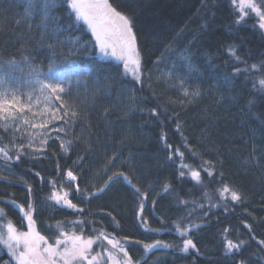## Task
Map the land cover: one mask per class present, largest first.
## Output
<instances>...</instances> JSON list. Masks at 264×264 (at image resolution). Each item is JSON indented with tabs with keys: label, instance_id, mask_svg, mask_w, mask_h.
<instances>
[{
	"label": "trees",
	"instance_id": "trees-1",
	"mask_svg": "<svg viewBox=\"0 0 264 264\" xmlns=\"http://www.w3.org/2000/svg\"><path fill=\"white\" fill-rule=\"evenodd\" d=\"M255 2L264 10V0ZM109 3L131 21L140 54L139 82L130 72L125 74L121 62L99 55L90 30L75 20L67 0H50L47 9L45 0H0L4 71L6 62L15 58L23 72L16 69L13 75L23 82L29 78L24 57L44 71L55 59L57 64L75 62L78 69H68V74L76 71L82 77L78 84L73 79L68 96L78 118L70 125L57 121L65 131L51 133L60 139H50L43 152L25 148L30 154L19 161L0 160V208L6 220L18 231L27 230V221L10 201L27 208L26 189L31 185L35 228L51 239L58 221L68 223L77 214L47 199V181L59 185L71 169L81 194L86 189L96 195L69 198L84 208L83 218L97 229L127 238L134 264H264V247L258 243L264 241V92L253 87L264 77V31L258 18L250 13L236 24L239 13L231 0ZM236 68L242 71L236 74ZM197 91L199 95H191ZM0 135L5 144L11 140V134L0 130ZM15 135L17 144L28 139L23 130ZM61 140L71 141L66 154L59 147ZM9 150L14 157L11 144ZM177 150L183 153V163L200 171L201 183L188 169L180 176ZM205 161L211 162L212 176L201 168L209 167ZM225 184L241 201L220 199L217 190ZM100 188L105 190L98 192ZM136 188L147 193L142 214ZM177 225L191 228L189 236L198 251L180 250L183 237ZM85 232L90 234L91 227ZM225 235L235 243L245 242L239 253L225 255ZM155 240L172 247L145 253L143 245ZM0 264H15L3 246Z\"/></svg>",
	"mask_w": 264,
	"mask_h": 264
},
{
	"label": "snow or ice",
	"instance_id": "snow-or-ice-1",
	"mask_svg": "<svg viewBox=\"0 0 264 264\" xmlns=\"http://www.w3.org/2000/svg\"><path fill=\"white\" fill-rule=\"evenodd\" d=\"M231 3L239 13L235 21L236 24H240L250 13H254L258 18L259 28L264 29V10L255 0H231ZM67 5L75 14V20L82 21L90 30L99 51L105 56H111L121 61L125 74L130 72L139 82L140 54L129 17L117 11L109 3V0H67ZM50 6V0H45L44 7L47 9ZM229 53L239 60L233 49H229ZM28 60V57H24L29 78L23 82L19 77L13 75V71L19 69V62L15 58L6 62L8 71H4L3 66H0V130L3 133L11 134L8 144L3 143L4 137L0 135V160H4L6 163L13 159L19 161L22 156L30 154L24 152L25 148H30L33 152H43L50 139H60L58 136L52 137V132L65 131L63 125L58 124L57 121H63L64 124L70 125L79 116L75 106L68 102L73 79L75 78L77 84L82 79L76 71H73L71 75L68 74V69H78V65L68 61L57 64L55 59H51L48 62L47 71H44L40 66L28 63ZM251 68L258 70V66L255 64L251 65ZM19 70L23 72V69ZM241 71L240 68L235 69L236 74ZM243 71H248V69ZM253 87L264 92V77L254 82ZM183 94L190 95L187 89H183ZM191 95L197 96L199 92H193ZM156 114L153 109L152 115ZM22 130L28 139L25 143L17 144L15 133H21ZM20 138L22 139L23 136ZM37 139H39V147L36 145ZM9 144L15 150L14 157L10 154ZM69 144L71 141L61 140L59 147L65 154L69 151L67 146ZM166 147L171 146L166 145ZM177 154L181 158L180 176H185L184 170L188 169L191 178L197 183H201L200 171L183 163V153L179 150H177ZM204 164L209 167H204L202 164V170L207 172L208 176H212L211 162L205 161ZM57 171L59 174V166H57ZM35 175L40 176V173L37 172ZM118 175L125 182L131 184L123 172ZM77 179V175L68 169L59 185L55 180L47 181L51 185V194L47 199L77 214V218L68 223L58 221L55 225L56 231L51 239L40 234L35 228L36 221L33 215L35 207L31 201V185H28L26 189L29 196L27 208L17 205L14 200L10 201L13 206L18 208L19 213H22L23 220L27 221V231H18L11 220H6L4 209L0 208V246L7 249L8 255L11 260L15 261V264H134L124 242L127 238H118L103 228L97 229L92 221L83 218L84 208L79 207L69 198L73 196L77 199L88 200L96 195V193H88L86 189L82 195L81 189L76 183ZM112 179L113 177H109V181ZM41 182H44L43 177H41ZM65 184L68 185L69 190H65ZM73 187L74 192L71 191ZM105 187H107V183ZM168 187L166 184L164 190L167 191ZM104 190L105 188H100L98 192ZM135 191L140 194L138 188ZM217 191L223 201L239 202L242 199L237 191L226 184ZM140 195L142 200L139 211L142 214L143 200L147 199V193ZM113 219L115 218L113 217ZM89 226L91 232L86 234L85 230ZM49 227L51 228V226ZM192 227H199V225H192ZM245 227L251 231L249 226L245 225ZM176 231L183 237L180 248L182 252L188 253L190 249L197 250L196 244L189 236L191 228L177 225ZM227 232L228 229H225V233ZM224 239L225 255L232 254L234 251L239 253L245 244L243 240L235 243L227 239L226 235ZM135 243L140 242L136 241ZM258 243L264 247V241H258ZM158 247L167 249L172 245L161 240L143 245L145 253ZM240 264H244V262L240 261Z\"/></svg>",
	"mask_w": 264,
	"mask_h": 264
},
{
	"label": "rangeland",
	"instance_id": "rangeland-1",
	"mask_svg": "<svg viewBox=\"0 0 264 264\" xmlns=\"http://www.w3.org/2000/svg\"><path fill=\"white\" fill-rule=\"evenodd\" d=\"M255 15V14H254ZM263 31H264V29H262ZM98 51H99V49H98ZM99 55L102 57V58H105V59H114V60H116V61H119V60H117L116 58H114V57H111V56H105L104 54H102L100 51H99ZM119 62H121V61H119ZM122 63V62H121ZM123 64V63H122ZM27 231V230H26ZM6 249V248H5ZM7 250V249H6ZM14 261V260H13ZM15 262V261H14Z\"/></svg>",
	"mask_w": 264,
	"mask_h": 264
}]
</instances>
